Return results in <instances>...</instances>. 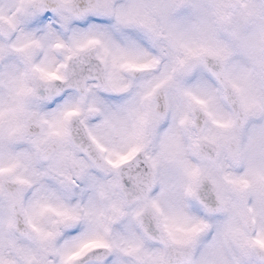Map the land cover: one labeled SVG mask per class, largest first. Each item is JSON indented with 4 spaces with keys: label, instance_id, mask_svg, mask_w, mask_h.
Wrapping results in <instances>:
<instances>
[{
    "label": "clouds",
    "instance_id": "1",
    "mask_svg": "<svg viewBox=\"0 0 264 264\" xmlns=\"http://www.w3.org/2000/svg\"><path fill=\"white\" fill-rule=\"evenodd\" d=\"M0 264H264V0H0Z\"/></svg>",
    "mask_w": 264,
    "mask_h": 264
}]
</instances>
